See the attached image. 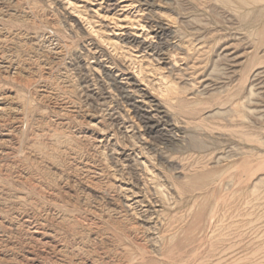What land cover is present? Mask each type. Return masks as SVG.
<instances>
[{
  "label": "rangeland",
  "instance_id": "obj_1",
  "mask_svg": "<svg viewBox=\"0 0 264 264\" xmlns=\"http://www.w3.org/2000/svg\"><path fill=\"white\" fill-rule=\"evenodd\" d=\"M0 264H264V0H0Z\"/></svg>",
  "mask_w": 264,
  "mask_h": 264
},
{
  "label": "bare ground",
  "instance_id": "obj_2",
  "mask_svg": "<svg viewBox=\"0 0 264 264\" xmlns=\"http://www.w3.org/2000/svg\"><path fill=\"white\" fill-rule=\"evenodd\" d=\"M186 73V72H185ZM261 73V71L259 72V70H257V71H255L254 72V76L253 77H257V76H259L258 74H260ZM261 75V74H260ZM193 76V75H192ZM250 78V77H249ZM171 83V82H170ZM168 90V89H167ZM254 93V92H253ZM253 93H251V94H253ZM249 94H250V91H249ZM251 94H250V96H251ZM259 94V93H258ZM207 96V95H206ZM226 100V99H225ZM132 105V104H131ZM148 107V106H147ZM161 116V115H160ZM152 120V119H151ZM152 122V121H151ZM153 125V124H152ZM163 127V126H162ZM171 136V135H170Z\"/></svg>",
  "mask_w": 264,
  "mask_h": 264
}]
</instances>
